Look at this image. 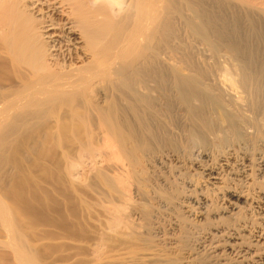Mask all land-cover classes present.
<instances>
[{"label":"bare ground","instance_id":"1","mask_svg":"<svg viewBox=\"0 0 264 264\" xmlns=\"http://www.w3.org/2000/svg\"><path fill=\"white\" fill-rule=\"evenodd\" d=\"M238 1L264 14L257 0ZM218 15V0H0V264H46L47 244L66 235L45 229L78 218V204L85 206L81 217L89 216L91 196L106 202L111 236L151 231L156 246L143 251L146 260L162 259L166 246L181 251L166 229L181 223L166 193L186 178L167 172V147L200 143L197 131L209 143L194 149L200 156L213 159L215 150L219 166L240 159L264 178V68L250 70L244 61L237 79L228 72L201 88L199 77L176 69L169 51L175 22L201 37L211 27L215 37ZM176 115L189 118L190 139L174 130ZM148 176L149 191L141 190L152 210L143 214L132 199ZM221 178L213 175L212 185ZM262 187L253 198L232 194L229 209L211 206L199 193L201 217L212 212L232 221L213 233L202 229L194 256L190 249L178 264H199L200 257L205 264H264ZM249 198L261 210L252 225L238 205Z\"/></svg>","mask_w":264,"mask_h":264},{"label":"rangeland","instance_id":"2","mask_svg":"<svg viewBox=\"0 0 264 264\" xmlns=\"http://www.w3.org/2000/svg\"><path fill=\"white\" fill-rule=\"evenodd\" d=\"M257 1L258 2H256V0H252V3L254 5L257 3L255 7L257 5L261 7L262 5L264 6V0H257ZM255 9L243 3H240V1L238 0H218L219 15H218V23H217L218 26L215 33V37L211 36L213 31L211 27L210 30L212 31L208 30V36L201 37L196 32H193L191 29L186 27L184 23L175 22L170 36V39H172L170 41V45L172 44L173 45L169 46L170 49L169 51L171 53L172 58L176 61L175 63L177 65L176 69L178 68V70H180V72L183 75L184 74L196 75L197 77L200 78V79L198 78L199 82H201L200 80L203 81L200 83L201 85L202 83L208 84V81L210 79L211 80L215 79L214 81L220 80L219 78L222 79V77H224L223 76L224 73L226 74L228 72L229 73L231 72L235 78L236 77L238 78L236 74L237 73L236 69H238L237 67H240L241 66L240 64H242V62L244 61L246 63L247 68H249L250 70L260 71L261 69H263L264 68V14L260 10H255ZM205 37H207L208 39H205ZM165 45L166 44L162 43V41L160 40L158 44L159 50H162V48H164ZM185 62L190 63L194 70L191 68L190 65L186 66L188 65L187 63L184 65ZM193 71L194 73H192ZM217 76L220 77L217 78ZM217 83H219V81ZM205 84L204 86L202 85L201 88H205ZM224 86L229 87L227 85ZM199 104L202 105L201 102H198V105ZM185 117H187V115L174 116L173 127L175 128L174 129L175 131L178 132L181 131L180 134L182 137L186 135L185 137L190 139L191 134H189V132L186 131L185 129L189 127V125H191L190 124L191 122L187 120L189 119L188 117L187 118ZM181 119L184 121H182ZM182 122L184 123V126ZM199 135L201 136V139L198 137ZM195 136L199 138L200 143L199 141L198 142L196 141L198 139H196L195 142L192 141L187 142V140L185 139V141L180 140V142H177L178 141L177 140L174 142V144L173 143L168 144L167 147L168 150L170 149L169 150L170 152L172 153L174 152L173 154L170 153L171 157L166 163V165L168 164L167 172L171 174L173 172V176L176 174L178 175V177L180 176L179 178L187 179V181L186 179L183 180V184L181 183L176 184L174 182L173 185L175 187H173V189L171 190H168V193H170V195L166 193V197L172 199L171 202L175 206L181 222L180 227L178 229H173V227L171 228V226H166V229L170 234H173L175 238L177 237L180 240L181 242L180 248L182 249L181 251L171 250L166 246V250L164 252L165 256L163 255L164 259L163 257L162 259L152 258V260L150 258L151 261L149 259H147L149 260L147 261L143 251L146 249H152L156 246L155 244L156 242L154 241L155 236L151 233V231L150 230L147 231L143 229L141 230L142 233L140 234L137 233L139 234L138 236L135 234V232H140L139 230L136 231L137 229L136 230L134 229L135 231L134 233H132L131 231L133 230L130 229V232L134 235V237L131 238L132 235L129 236V233H127L126 235L129 237L126 236L125 239L123 237L124 240L119 237L117 238L114 235H113L114 237L111 236L112 234L111 232H109L107 225L111 223V222L109 223V220L111 221V219L109 218L110 214L107 213L109 214V216L106 214L107 211L106 202L103 201V199H98L96 197L91 196L95 198L96 201L98 200L96 203L99 206L94 202L95 200L93 198L91 197L86 198L88 209L91 210V212H89L90 217L86 215L84 218L81 217L82 215L81 213L83 211L82 209L83 208L85 209V206L82 204H80L79 206L78 204L76 208L78 218L72 217L70 218L72 223L70 220H68L67 222L64 223L66 224V226L64 224L63 225L60 224L61 226H59L61 228L63 226L65 229L66 228L68 229L69 226H71V229L66 230L67 233L63 232L64 228H62L61 230V228L59 227H58L59 229H57V227L54 229V227L52 228V226L51 227L48 226L49 229L48 227L45 229V231H49V232L52 231L51 233H56L55 231L57 230V233L54 235L59 236L60 233H62L66 236L63 235L64 237H62L61 235L63 240L60 241V239H58L59 240L58 245H56L57 241L54 240L50 241L47 244L48 246L51 247L47 248V250L49 249L50 251L49 250L46 251V249H44L48 253L45 252L44 254V252H42L43 254L42 257L44 256L42 258L44 263L46 264H178L179 261H181L184 257L188 256V252L190 249L193 251L192 256H194L196 252L197 237L199 236L200 231L202 229L209 231V233H213L215 231V227H216L215 225H218V223L225 225V224H229V222L232 221V217H227V218L224 217L223 219L217 220L219 218L216 215L217 213L215 214L212 212L209 213L210 215L208 216V218H205L206 215L204 216V218L201 217V215H199L198 213L199 212L198 210H202V209H199V205L195 202L196 201L195 199L201 198L200 196L201 194L200 195L198 194L202 192L207 194L208 199L211 201L209 203H212L211 206L213 207H216L218 209H224V208L229 209V205H231L233 201L232 194L244 191L247 194L249 192V194H251V198H253L254 196L256 197V195L258 196L261 195V192L259 191L262 190L263 189L262 186H264L263 184L264 178L261 175L257 174L258 172L256 170V167H254V165L252 164H250L251 165L250 166L249 163H246L248 164L246 165L244 161L240 159L237 160L234 159L232 160L233 163L230 162L229 165L227 166L225 165L219 166L220 163L217 162L219 160L218 158L219 154L215 150L212 153L213 159L200 156L199 149L198 150H194V149L200 147L201 148L208 147L209 143H206L208 142V138L206 137V135H203L198 131L195 132ZM203 138L206 140V142L202 140ZM201 142H203V144H201ZM178 148H180V150ZM236 156H240V155L237 154ZM182 173L183 175H181ZM213 175L219 176V178L222 177L219 180V183L216 184L217 186L212 185L211 183L213 182V180L211 179ZM149 177L150 176L146 178L148 182L146 181V179H144L147 183L143 182L142 185L139 184L140 190L141 189L146 190L147 185L149 187L152 181V177L151 178ZM260 180L263 181V183ZM85 181L86 183L88 182L87 178L83 179L84 183ZM144 183L146 186L144 185ZM188 188H191L193 190L192 192H195L196 195L198 196L190 195L189 191H187ZM144 190H141L139 195L133 197L132 199L133 205L140 208V210H143L142 211L143 214L146 211L149 212L152 210V208H150L149 205L150 202L148 201L149 197H148V193H146L147 190L146 191ZM251 198H249V200L246 202L242 201L238 203L240 208L239 213L241 219L247 222L248 225L249 223L250 225H252L256 220L257 222H259L260 221L259 217L261 215L260 214L261 210L257 207V204L254 201H252ZM230 199H232V201ZM89 201H93L94 204H91L93 202L89 203ZM230 201L231 203H229ZM90 205L93 206L92 209H91L92 206ZM103 211H105L106 215L104 214ZM145 217L146 216H144L145 221L147 220L149 221L148 218L149 216H147L146 218ZM214 217L215 220H211ZM107 218L109 219L105 221V219ZM208 219L211 221H209ZM257 222H255V224ZM165 223L167 225L168 222L165 221ZM72 227H74V229ZM70 230L74 231V234L76 233V235H74L73 232H71L70 234ZM107 233H110L111 237ZM71 235H73V237L76 236L75 238H77L76 239L77 242H74L76 240L73 239L72 237H69L72 239L67 240L68 236ZM135 235L137 236V238L135 237ZM101 242L104 243L105 245L104 244L102 245ZM204 259H205L204 257L203 258L200 257L198 259L199 264H205L207 260Z\"/></svg>","mask_w":264,"mask_h":264}]
</instances>
